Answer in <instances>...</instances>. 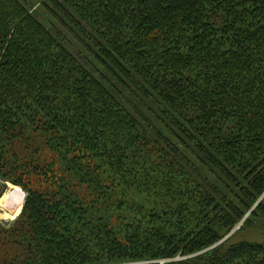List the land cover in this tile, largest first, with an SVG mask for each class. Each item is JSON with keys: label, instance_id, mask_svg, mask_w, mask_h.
<instances>
[{"label": "trees", "instance_id": "obj_1", "mask_svg": "<svg viewBox=\"0 0 264 264\" xmlns=\"http://www.w3.org/2000/svg\"><path fill=\"white\" fill-rule=\"evenodd\" d=\"M36 1L60 32L0 0V264H264V0Z\"/></svg>", "mask_w": 264, "mask_h": 264}, {"label": "rangeland", "instance_id": "obj_2", "mask_svg": "<svg viewBox=\"0 0 264 264\" xmlns=\"http://www.w3.org/2000/svg\"><path fill=\"white\" fill-rule=\"evenodd\" d=\"M21 2L25 6H27L31 12H34L35 15L40 20H42L50 29L60 32L61 29H58L57 27H56L57 29H55V26L53 24L54 20L51 18L48 11H46V9H44L40 5L39 1L21 0ZM62 32H61L62 37L64 38L66 44H68L69 47H71V49H73L76 52L78 49H79V51L82 49V48L80 49V47L76 43L77 41L74 39L73 35L69 34V31L63 30ZM81 53H82L81 57H83L84 56L83 52H81ZM117 94H118V92H117ZM118 95H120V94H118ZM125 102L132 109V107L134 105H132L128 101H125ZM146 124H148V123H146ZM160 127H161V125H160ZM166 132L169 133L168 131H166ZM40 141H42V140H40ZM14 148L18 149L19 154L29 156V157L32 156V158L35 159V153H34L33 148L31 146H30V148L25 147L23 144H20V142H18L14 145ZM37 154L42 155L39 153V151H37ZM135 195H136V193H135ZM26 197H27V191L24 188H22V186L14 183L10 179L0 178V224L2 225V228L5 229L6 231L9 228H11L13 225H15V221L19 218V216L23 210V206H24ZM256 205H257V203H255L251 209H254ZM251 209L247 211L246 217H248L250 215V213L252 211ZM244 221H245V218L243 220H241V222L238 224V227ZM259 229L264 231V228H259ZM233 232H234V230H233ZM231 234L232 233L228 234L225 238L229 237ZM10 245H14V244L4 245L2 247L1 252L7 256H10V255L6 254L7 249L13 250ZM178 258H181V257H178ZM165 261L166 260H160V263L163 264V263H165Z\"/></svg>", "mask_w": 264, "mask_h": 264}]
</instances>
